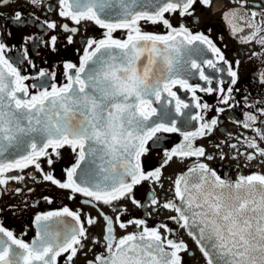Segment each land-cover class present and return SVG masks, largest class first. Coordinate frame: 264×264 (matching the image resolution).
Wrapping results in <instances>:
<instances>
[{"label":"snow or ice","instance_id":"snow-or-ice-1","mask_svg":"<svg viewBox=\"0 0 264 264\" xmlns=\"http://www.w3.org/2000/svg\"><path fill=\"white\" fill-rule=\"evenodd\" d=\"M29 2L35 7L43 0ZM233 2L238 6L222 17L231 34L241 44L255 42L264 48V2L251 8L250 0ZM8 3L9 0H0V6ZM56 3L58 16L75 25H59L70 33L67 43H74L80 35L83 46L78 65L63 64L64 83L51 82L57 73L47 68H39L34 76L22 75L18 64L26 61L33 68L36 65L28 58L27 49L15 60L7 56L10 47L4 37L12 33L0 32V187L6 189L10 181H23L25 177L19 173L33 167L43 181L70 190L74 195L69 199L75 194L85 197L83 203L96 209L98 215L82 216L80 210L66 206L38 213L34 221L36 235L31 242L0 224V264H61V257L64 264H74L87 247L90 234L86 225L100 221L102 236L93 238L92 243L103 251L93 253L86 264H183L181 253L188 251L187 244L170 238L174 232L167 225L149 227L145 219L123 220L127 207L121 205L122 201L137 208L149 207L146 201H150L153 208L174 212L169 219L195 241L205 264H264V173L238 175L234 180L222 178L200 160L211 161L213 155L195 143L216 130L219 114L225 111L219 107L217 116L207 120L210 106L202 104L196 93L215 92L222 105L234 107L231 101L233 91H239L234 88L238 71L208 35L193 32L183 22L174 25L170 19L194 17L198 3L208 7L212 0ZM221 6L222 0H217L214 7ZM9 19L14 24L26 22L19 11ZM88 24L95 25L102 35H82L80 26ZM43 25L50 30L58 28L55 21L45 20ZM145 25H162L164 31H146ZM117 32L123 37L115 36ZM25 39L27 42L34 37ZM57 40L56 35H51L43 43L55 52ZM206 67L219 73L226 71L230 86L225 88L223 79L214 85L215 77L206 74ZM194 74L205 82V87L189 83ZM30 79L35 83H25ZM259 83L264 84V71L259 73ZM174 88L190 92L192 103L182 100ZM244 103L252 110L233 123L255 135L237 137V143L229 147L252 161L257 156L264 158V147L260 146L264 142V106H258L264 105V100L249 104L244 97ZM193 107L199 111L192 112ZM193 121L199 126L185 130ZM165 133H179L183 142L164 150V164L173 158L195 157L196 162L172 181V199L161 203L152 190L145 200H138L136 186L145 181L162 186L161 169L145 172L141 161ZM238 144L245 147L244 153ZM63 149H69L75 160L61 182L44 171L41 160L52 167ZM29 176L35 178L34 174ZM44 199L52 202L48 197ZM129 226L139 231L117 237V227Z\"/></svg>","mask_w":264,"mask_h":264},{"label":"flooded vegetation","instance_id":"flooded-vegetation-1","mask_svg":"<svg viewBox=\"0 0 264 264\" xmlns=\"http://www.w3.org/2000/svg\"><path fill=\"white\" fill-rule=\"evenodd\" d=\"M264 0H250L249 8L253 4L261 5ZM217 0H212V5L204 7L199 3L195 6L194 17H186L183 21L179 16L170 17L171 22L176 25L180 22L185 23L193 32H203L209 36L210 39L221 49L225 58L232 62L235 70L238 71V82L234 86L239 91H233L232 96L234 99L231 101L235 106L228 108L219 102L217 93L207 94L204 92H197L200 97V102L207 103L211 111L206 115L207 120L217 116L216 109L224 107L225 111L219 114V124L216 130L209 136L197 139L196 144L205 148L208 154L213 155L211 161L200 158L202 162L208 163L209 167L217 171V174L222 178L236 179L238 175H249L253 172L264 173V158L257 156L255 160L248 161L245 155H238L233 149L229 147L232 143H237V137L254 136L255 133L248 129L233 123L234 120L243 119V114L252 109L244 103V97H247L248 103L259 102L264 100V84L259 83V73L264 71V48L255 42L250 44H241L237 37H234L226 22L222 19L225 12L229 9L237 7L233 0H222V6L217 8L214 5ZM51 5V9L49 8ZM58 4L56 0H43L42 5L33 6L29 0H9L7 5L0 6V32H11V36H5V42L9 45L10 51L6 53L7 56L15 60L16 57L22 55L23 51L27 49L28 58L33 61L36 68H33L26 61L18 64L22 75L34 76L39 68H47L54 70L57 73L55 82L58 85L64 83L63 64L71 62L79 64L80 56L83 52V46L80 43V35L74 39V43H67V35L59 25L68 23L70 27L75 25L71 21L59 17L57 14ZM19 11L25 18L24 24H14L9 19ZM38 18V20L34 19ZM259 19V17L257 18ZM45 20L55 21L58 25L56 30L46 29L43 25ZM194 20L196 22H194ZM146 31L163 32L162 25H145ZM81 34L85 36L100 37L102 31L96 28L93 24L81 25ZM51 35H56L57 51L52 52L49 48L45 47L43 41L48 40ZM34 37L33 40L26 42V37ZM115 36L118 38L123 37V33L117 32ZM256 53L257 55H253ZM208 58H211V53H208ZM199 59V58H197ZM239 61L236 66L235 62ZM225 67V65H221ZM206 74L215 77L214 85L219 80L225 81L224 87L230 85L227 81L230 77L227 76L226 71L219 73L213 69L205 68ZM31 85L35 83L34 80L25 81ZM189 83L201 87H205V82L200 80L198 75H193L189 78ZM31 92L36 89L30 88ZM173 91L185 102L192 103V94L185 90L174 88ZM239 102V103H237ZM264 106V105H258ZM192 112L199 111L196 108L191 109ZM264 119V118H262ZM196 121L185 130H195L198 127ZM224 142L223 144L221 142ZM183 142V137L179 133H165L162 134V139L159 143L153 146L150 152L142 157V167L145 172L154 171L157 168L161 169L162 177L161 184H155L151 181H145L141 185L136 186L134 189L135 196L138 200H145L146 194L152 190L155 191L157 198L163 203L166 199H172V181L175 178L186 172L188 167L196 162V158L179 159L173 158L167 164H164V150H170ZM152 143L151 141L149 142ZM220 144L221 147L217 148L216 145ZM261 147H264V142H261ZM241 153L245 152V147L238 144ZM51 151V150H49ZM247 151L251 152V149ZM221 152L224 154V159H221ZM236 157V158H233ZM75 160L74 154L69 149L61 150V157L56 160V163L49 167L42 159L41 166L45 172L51 173L54 178L63 182L66 180V169L72 165ZM34 174V179L29 174ZM15 174V173H13ZM25 179L21 182L10 181L7 188L0 187V224L5 228L13 231L18 237H21L26 242L31 240L36 235L35 216L38 213L58 211L63 207H68L71 210H80L83 215H91L96 217V209L86 205L83 201L86 199L80 194H75L73 199H69L74 194L68 189H60L49 181H43L41 173L36 171L33 167L25 169L23 173ZM11 175V174H10ZM16 189H20L19 192ZM31 189V191H29ZM48 197L52 202L48 203L44 198ZM146 208H137L128 201H122L121 205L127 207L122 219L127 221L130 219H145L149 227H159L161 224L167 225L172 229L174 236L170 238H178L188 246V251L181 253L183 264H205V259L200 253L195 241L186 233L182 228H179L170 216L175 215L174 212H169L166 209L157 206L153 208L150 205ZM104 211L112 215L108 208ZM102 224L100 221L92 226L86 225L90 234L89 240L86 241L87 247L78 254L74 260V264H86L87 260L91 259L93 253L103 251L100 245L92 243L93 238H100L102 236ZM139 231L134 226H129L127 229H116L117 237L123 236L127 233ZM163 233V229H161ZM91 249V251H89ZM87 253L85 255L84 253ZM61 264H64V257L60 258Z\"/></svg>","mask_w":264,"mask_h":264}]
</instances>
